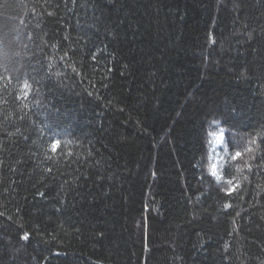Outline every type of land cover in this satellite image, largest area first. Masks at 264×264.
<instances>
[{
    "label": "trees",
    "instance_id": "trees-1",
    "mask_svg": "<svg viewBox=\"0 0 264 264\" xmlns=\"http://www.w3.org/2000/svg\"><path fill=\"white\" fill-rule=\"evenodd\" d=\"M0 264H264V0H0Z\"/></svg>",
    "mask_w": 264,
    "mask_h": 264
},
{
    "label": "rangeland",
    "instance_id": "rangeland-1",
    "mask_svg": "<svg viewBox=\"0 0 264 264\" xmlns=\"http://www.w3.org/2000/svg\"><path fill=\"white\" fill-rule=\"evenodd\" d=\"M221 142H222V137H221V134H216L214 136V145H215V149H216V155H215V163L218 162V160H220V157H219V152H218V149L220 146H221Z\"/></svg>",
    "mask_w": 264,
    "mask_h": 264
},
{
    "label": "snow or ice",
    "instance_id": "snow-or-ice-1",
    "mask_svg": "<svg viewBox=\"0 0 264 264\" xmlns=\"http://www.w3.org/2000/svg\"><path fill=\"white\" fill-rule=\"evenodd\" d=\"M25 88L28 87L27 83L24 85ZM27 94V93H26ZM61 148V142L59 140L53 141V143L51 144V149L52 151L55 153L57 152L59 149ZM240 153H236V156H239ZM24 239H28V236L26 235L24 237Z\"/></svg>",
    "mask_w": 264,
    "mask_h": 264
}]
</instances>
